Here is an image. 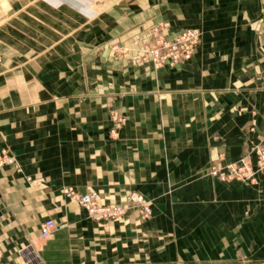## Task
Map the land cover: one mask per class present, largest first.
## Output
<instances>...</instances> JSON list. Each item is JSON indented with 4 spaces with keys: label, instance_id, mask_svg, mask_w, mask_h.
I'll return each mask as SVG.
<instances>
[{
    "label": "crops",
    "instance_id": "0c3cea01",
    "mask_svg": "<svg viewBox=\"0 0 264 264\" xmlns=\"http://www.w3.org/2000/svg\"><path fill=\"white\" fill-rule=\"evenodd\" d=\"M148 1L167 4L173 30H202L181 71L113 78L58 46L50 62L28 65L32 74L0 76V151L23 169L0 167L1 264H28L20 250L31 242L38 264L264 263V174L256 183L209 174L264 145V0ZM53 2L0 0L5 62L25 61V36L77 28L76 11ZM112 110L127 119L117 133ZM70 186L128 212L92 220L61 192ZM131 192L147 197L150 218L126 202ZM48 219L55 228L43 239Z\"/></svg>",
    "mask_w": 264,
    "mask_h": 264
},
{
    "label": "rangeland",
    "instance_id": "374dc122",
    "mask_svg": "<svg viewBox=\"0 0 264 264\" xmlns=\"http://www.w3.org/2000/svg\"><path fill=\"white\" fill-rule=\"evenodd\" d=\"M53 5L67 6L75 10L77 28L72 34L67 35L25 36L27 43L24 42L22 46L26 48L20 53V58H24L25 61L5 62L9 52L5 54L0 52L2 57L0 76L8 71L11 74L16 73L21 78L24 70L31 72L33 68L28 65L32 62H42L43 59L45 62H50L57 54H61V51H57L58 46H72V53L77 56L76 62H93L104 70L103 74L105 72L113 78L117 77V74L128 77L143 73L145 76H153L160 80L162 76L179 72L185 65L191 63L202 40L203 33L198 27L190 26L173 30V22L167 18V4L164 2L55 0ZM188 28H196L200 31L199 43L188 58L178 63L172 62L170 57H165L164 43L169 38L178 37ZM91 31H93V39L88 42L85 40V34ZM37 46H45V49L39 51ZM13 64L15 65L12 66ZM112 101L113 99L108 101L111 107ZM111 119L114 122L112 132L116 133L127 121L126 116L117 110H112Z\"/></svg>",
    "mask_w": 264,
    "mask_h": 264
},
{
    "label": "built area",
    "instance_id": "2783aa9c",
    "mask_svg": "<svg viewBox=\"0 0 264 264\" xmlns=\"http://www.w3.org/2000/svg\"><path fill=\"white\" fill-rule=\"evenodd\" d=\"M201 33L196 28H188L176 38H169L164 43L165 57H170L172 62L178 63L188 58L199 43ZM2 57L0 56V66ZM9 165L18 172H22V166L17 159L7 150L0 151V167ZM209 174L221 181H239L244 183H256L261 174H264V145L257 144L252 151L242 156L238 161L228 164L214 163ZM31 179V178H28ZM65 197L77 202L85 209L89 218L99 222L118 219L124 216L128 207L122 204L102 203L96 191L86 193L79 192L74 187L62 188ZM128 204L138 207L142 218L147 219L152 215V209L147 197L139 192H132L127 197ZM55 228V222L48 219L41 224V237L47 239ZM20 254L28 264H38L40 253L33 242L20 250ZM3 254L0 249V264ZM242 264H264L257 260H246Z\"/></svg>",
    "mask_w": 264,
    "mask_h": 264
}]
</instances>
